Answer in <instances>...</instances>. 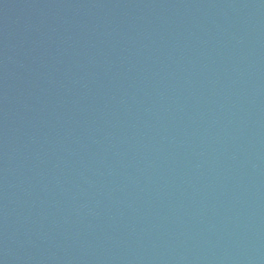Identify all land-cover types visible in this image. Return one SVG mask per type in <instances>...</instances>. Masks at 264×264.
<instances>
[{
    "label": "water",
    "instance_id": "obj_1",
    "mask_svg": "<svg viewBox=\"0 0 264 264\" xmlns=\"http://www.w3.org/2000/svg\"><path fill=\"white\" fill-rule=\"evenodd\" d=\"M0 264H264V0H0Z\"/></svg>",
    "mask_w": 264,
    "mask_h": 264
}]
</instances>
